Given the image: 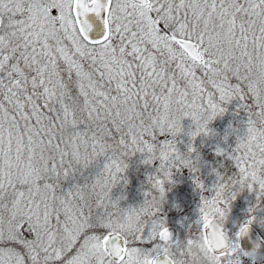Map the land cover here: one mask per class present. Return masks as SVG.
Wrapping results in <instances>:
<instances>
[{
  "label": "snow or ice",
  "instance_id": "1",
  "mask_svg": "<svg viewBox=\"0 0 264 264\" xmlns=\"http://www.w3.org/2000/svg\"><path fill=\"white\" fill-rule=\"evenodd\" d=\"M234 100L245 127L216 152L235 170L213 169L198 226L174 238L168 185L187 168L208 190L194 142ZM137 153L155 171L125 207L113 189ZM245 189L256 201L230 233ZM260 212L264 0H0V264H202L195 233L215 218L212 264H243Z\"/></svg>",
  "mask_w": 264,
  "mask_h": 264
},
{
  "label": "rangeland",
  "instance_id": "2",
  "mask_svg": "<svg viewBox=\"0 0 264 264\" xmlns=\"http://www.w3.org/2000/svg\"><path fill=\"white\" fill-rule=\"evenodd\" d=\"M238 101H233L229 105V110L218 116L211 122L210 127L214 129L211 135H200L195 139V145L200 153V176L208 186V190L201 192L191 179V172L185 168L182 172H177L175 184L168 185L166 200L163 204V210L160 213L165 217L168 226H173L177 232L176 238L183 239L187 236L189 226L193 228L198 226L200 217L199 208L201 205L202 195L211 196L214 194V189L211 187L217 180L214 168L222 172L231 174L235 169L229 167V160L225 155H219L216 148L223 147L228 151L236 144L237 136L233 129H239L241 132L245 127L247 119L246 113L241 110H236ZM190 118H185L184 127L185 134H182V142L180 147L186 150L188 144L192 143V138L187 135V130L194 127ZM231 133V134H229ZM227 134V139L225 136ZM142 154L137 153L131 157L130 166L127 171V183H122L113 189V196L123 195L125 199L121 200V204L125 207L129 205H140L145 199V189L147 188V179L150 173L155 171V166L143 162ZM158 163V162H157ZM256 201V193L245 189L236 200L232 202V211L227 222V227L230 233L238 230V225L245 221L248 216V208ZM259 215L264 216V212ZM253 226L260 232L264 238V224L259 222ZM243 264H254L242 256Z\"/></svg>",
  "mask_w": 264,
  "mask_h": 264
},
{
  "label": "clouds",
  "instance_id": "3",
  "mask_svg": "<svg viewBox=\"0 0 264 264\" xmlns=\"http://www.w3.org/2000/svg\"><path fill=\"white\" fill-rule=\"evenodd\" d=\"M223 223L224 220L215 218L214 224L216 226V233H213L211 230L207 232L206 236L203 232L195 233V241L192 245L193 250L198 252L200 256L209 258L207 262H202V264H212L211 257L213 256V247L217 241L220 225Z\"/></svg>",
  "mask_w": 264,
  "mask_h": 264
},
{
  "label": "water",
  "instance_id": "4",
  "mask_svg": "<svg viewBox=\"0 0 264 264\" xmlns=\"http://www.w3.org/2000/svg\"><path fill=\"white\" fill-rule=\"evenodd\" d=\"M169 228L173 232L174 238H176V230L172 226H169ZM241 244L246 251L252 253L248 256L256 263H264V240L253 227L248 235L241 238Z\"/></svg>",
  "mask_w": 264,
  "mask_h": 264
},
{
  "label": "flooded vegetation",
  "instance_id": "5",
  "mask_svg": "<svg viewBox=\"0 0 264 264\" xmlns=\"http://www.w3.org/2000/svg\"><path fill=\"white\" fill-rule=\"evenodd\" d=\"M173 227V226H172ZM252 227L257 231V233L262 237V239L264 240L263 236L260 234V232L252 225ZM174 228V227H173ZM175 229V228H174ZM176 236H177V232H176ZM245 258H247L248 260H251V262H253L254 264H261V263H256L251 257H249L248 255L244 256ZM264 264V263H263Z\"/></svg>",
  "mask_w": 264,
  "mask_h": 264
}]
</instances>
